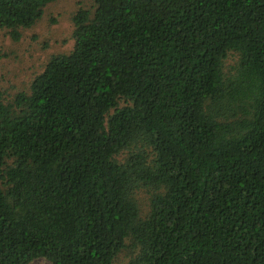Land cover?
<instances>
[{"label":"trees","instance_id":"16d2710c","mask_svg":"<svg viewBox=\"0 0 264 264\" xmlns=\"http://www.w3.org/2000/svg\"><path fill=\"white\" fill-rule=\"evenodd\" d=\"M87 1L0 92V264H264V0Z\"/></svg>","mask_w":264,"mask_h":264},{"label":"rangeland","instance_id":"374dc122","mask_svg":"<svg viewBox=\"0 0 264 264\" xmlns=\"http://www.w3.org/2000/svg\"><path fill=\"white\" fill-rule=\"evenodd\" d=\"M81 6H91L87 0H57L44 8V14L34 26L23 29L19 40H14L6 29L0 28V92L4 98L26 91L47 60L57 53L72 49V15ZM231 54L226 68L236 61ZM143 201L148 195L140 192ZM30 264H51L46 258H37Z\"/></svg>","mask_w":264,"mask_h":264}]
</instances>
